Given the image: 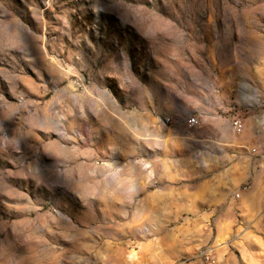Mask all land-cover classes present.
Returning <instances> with one entry per match:
<instances>
[{
	"label": "clouds",
	"instance_id": "clouds-1",
	"mask_svg": "<svg viewBox=\"0 0 264 264\" xmlns=\"http://www.w3.org/2000/svg\"><path fill=\"white\" fill-rule=\"evenodd\" d=\"M197 204L264 264V0H0V264H218Z\"/></svg>",
	"mask_w": 264,
	"mask_h": 264
},
{
	"label": "rangeland",
	"instance_id": "rangeland-1",
	"mask_svg": "<svg viewBox=\"0 0 264 264\" xmlns=\"http://www.w3.org/2000/svg\"><path fill=\"white\" fill-rule=\"evenodd\" d=\"M197 209L200 211L199 218H194L189 215L187 220H181L176 225L178 231L180 232H197L201 237L211 229L212 239L209 240V243H213L215 241H220V244L217 247L220 249L222 255L218 261V264H224V258L231 254L235 258V264H257V253L259 250V245L250 247L246 242H242V246L239 248H233L231 245H228V239L232 238L233 233L236 228L242 227L239 225L240 217H237V222L233 223L232 221H224L221 232L217 231V228L212 224V217L206 214V210L196 205ZM258 235V234H256ZM260 239H264V237H260ZM199 244L197 241L196 244H189L187 247L189 251H193ZM224 245L226 247H222ZM140 251H143L146 254H151L155 259L153 264H156V261H164L171 260V257L167 256L166 253H162V251L155 247V244L151 241L147 243L139 244ZM140 251L133 248L129 252V259L134 260L136 257L140 255Z\"/></svg>",
	"mask_w": 264,
	"mask_h": 264
}]
</instances>
